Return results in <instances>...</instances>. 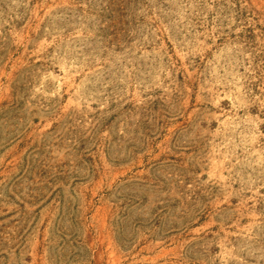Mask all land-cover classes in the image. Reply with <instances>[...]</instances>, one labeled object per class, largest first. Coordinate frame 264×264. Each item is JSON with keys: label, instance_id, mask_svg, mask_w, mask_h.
<instances>
[{"label": "rangeland", "instance_id": "1", "mask_svg": "<svg viewBox=\"0 0 264 264\" xmlns=\"http://www.w3.org/2000/svg\"><path fill=\"white\" fill-rule=\"evenodd\" d=\"M0 264H264V0H0Z\"/></svg>", "mask_w": 264, "mask_h": 264}]
</instances>
